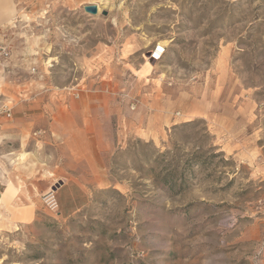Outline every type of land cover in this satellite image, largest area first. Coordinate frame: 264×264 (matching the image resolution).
<instances>
[{
    "label": "rangeland",
    "instance_id": "obj_1",
    "mask_svg": "<svg viewBox=\"0 0 264 264\" xmlns=\"http://www.w3.org/2000/svg\"><path fill=\"white\" fill-rule=\"evenodd\" d=\"M14 5L0 182L34 218L6 207L0 264H264V0Z\"/></svg>",
    "mask_w": 264,
    "mask_h": 264
},
{
    "label": "crops",
    "instance_id": "obj_2",
    "mask_svg": "<svg viewBox=\"0 0 264 264\" xmlns=\"http://www.w3.org/2000/svg\"><path fill=\"white\" fill-rule=\"evenodd\" d=\"M6 6L8 7V9H10L11 13H6ZM12 12H13V14H12ZM14 14H15L14 0H0V32L3 31V28L6 27V25L12 21V19H14V17H13ZM9 184H12L17 189V192L11 200L6 201V199H4V194L6 193V188L8 187ZM65 187H66V185H63V186H60V188L56 189L55 193H56L57 201H58V196H57L58 193L61 192L63 189H65ZM0 194H1L0 195V228L3 225L8 224V221L7 220L5 221V219H4L6 216L10 217L9 216L10 213L7 214L5 211L6 207H8V206L14 207L12 205H16V204H18V205L22 204V207L24 209H26L24 212L18 213V216H20L21 218H24V219L31 218L30 222H28L26 224L31 223V221L34 218V215H33L34 208H32V206H33L32 200H33L34 194H29L28 192H24V191L22 192L21 188L16 187L10 181L7 184H6V182H4V184L2 182H0ZM58 205H59L60 216L73 214L74 212L78 211L79 208H81L83 206V205L79 206L78 202H77V204H75V202L72 200V206L70 207V209H68L66 211H61L59 201H58ZM19 224H22V223L20 222Z\"/></svg>",
    "mask_w": 264,
    "mask_h": 264
},
{
    "label": "built area",
    "instance_id": "obj_3",
    "mask_svg": "<svg viewBox=\"0 0 264 264\" xmlns=\"http://www.w3.org/2000/svg\"><path fill=\"white\" fill-rule=\"evenodd\" d=\"M158 53V55H157ZM164 53V49L157 46L156 50L152 53V58L158 60ZM7 117H10V114H7ZM41 202L43 207L51 214L59 216V205L56 198L55 191L49 189L44 192L41 196Z\"/></svg>",
    "mask_w": 264,
    "mask_h": 264
},
{
    "label": "bare ground",
    "instance_id": "obj_4",
    "mask_svg": "<svg viewBox=\"0 0 264 264\" xmlns=\"http://www.w3.org/2000/svg\"><path fill=\"white\" fill-rule=\"evenodd\" d=\"M95 6H97L98 12H99L100 7L98 6V4ZM6 13H11L10 9H8L7 6H6ZM12 14H13V12H12ZM157 55H158V53H157ZM16 192H17V189L12 184H9L8 187L6 188V193L4 194V199H6V201L11 200L14 197V195L16 194Z\"/></svg>",
    "mask_w": 264,
    "mask_h": 264
},
{
    "label": "water",
    "instance_id": "obj_5",
    "mask_svg": "<svg viewBox=\"0 0 264 264\" xmlns=\"http://www.w3.org/2000/svg\"><path fill=\"white\" fill-rule=\"evenodd\" d=\"M83 9L86 13L91 15H96L98 13V8L95 5L85 6ZM103 15L106 16V12H103Z\"/></svg>",
    "mask_w": 264,
    "mask_h": 264
}]
</instances>
